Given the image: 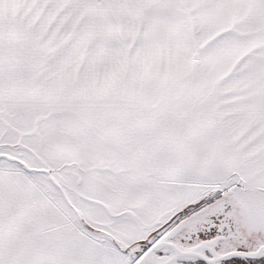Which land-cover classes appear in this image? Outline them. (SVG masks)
Returning a JSON list of instances; mask_svg holds the SVG:
<instances>
[{"label":"snow or ice","instance_id":"6c2138e0","mask_svg":"<svg viewBox=\"0 0 264 264\" xmlns=\"http://www.w3.org/2000/svg\"><path fill=\"white\" fill-rule=\"evenodd\" d=\"M0 264H264V0H0Z\"/></svg>","mask_w":264,"mask_h":264}]
</instances>
